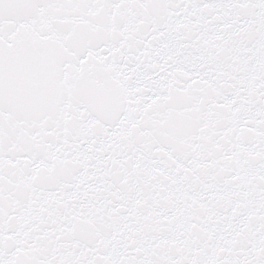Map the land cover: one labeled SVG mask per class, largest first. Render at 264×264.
Wrapping results in <instances>:
<instances>
[{
  "label": "snow or ice",
  "instance_id": "6c2138e0",
  "mask_svg": "<svg viewBox=\"0 0 264 264\" xmlns=\"http://www.w3.org/2000/svg\"><path fill=\"white\" fill-rule=\"evenodd\" d=\"M0 264H264V0H0Z\"/></svg>",
  "mask_w": 264,
  "mask_h": 264
}]
</instances>
